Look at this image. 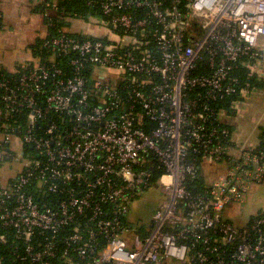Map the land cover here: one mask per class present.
Instances as JSON below:
<instances>
[{
	"label": "built area",
	"instance_id": "2783aa9c",
	"mask_svg": "<svg viewBox=\"0 0 264 264\" xmlns=\"http://www.w3.org/2000/svg\"><path fill=\"white\" fill-rule=\"evenodd\" d=\"M88 6L68 18L83 36L43 41L60 63L0 74V161L20 165L0 181L13 264H264V210L224 216L264 182V151L231 152L219 108L242 58L264 63V0ZM146 192L141 237L129 218Z\"/></svg>",
	"mask_w": 264,
	"mask_h": 264
},
{
	"label": "trees",
	"instance_id": "16d2710c",
	"mask_svg": "<svg viewBox=\"0 0 264 264\" xmlns=\"http://www.w3.org/2000/svg\"><path fill=\"white\" fill-rule=\"evenodd\" d=\"M38 1L35 4V11L43 15L42 16L43 22L45 26L47 27L48 35L44 39L35 40V42L29 46L32 52V56H33V60L31 61V63H28L26 66H23V67L19 66V68L14 73H8L5 70L0 68V74H3L5 76L17 77L23 70H25V68L31 67L37 64L38 62L49 63L51 61H55V62L60 63L59 56L51 55V53H49L47 49L42 47L43 41L47 38L56 36L57 34H59V31L67 27L69 25V22H68L69 17L79 16V17L87 18L88 17L87 14L90 12V6H88V2L90 0H38ZM54 4H55V7H53ZM68 34L79 36V37L83 36L81 35V32L68 33ZM258 63L261 64V69H263V72H264V63L258 60H249L245 57L242 58V61L236 66L235 74H234L238 80V83L236 84V93L233 94V96L225 99L223 102L219 103V108H224L226 115L228 116L231 115L232 110L230 109V106L233 102L241 100V97H244L246 94L255 92L258 88L264 89V76L261 75L262 73L258 74L251 69L252 65H257ZM0 107H2V104H0ZM224 124H226V127L230 130L232 134L231 125H229V123H226V122ZM2 130L3 129L1 127V119H0V132ZM229 146H230L231 152L233 150L236 152L237 149H239V147H236V145H234V142L232 141V137H231ZM245 149H251L253 152L264 151V130L261 136L258 137V143L253 147H248ZM8 162L9 161H0V165L3 163H8ZM202 177L203 176L200 175L198 176V178H196V180H194L191 183V185L188 184V186L194 192L202 190L208 183L206 182L207 179L205 177H204L205 179H203ZM12 179L13 177L7 179L6 181L10 182ZM151 187H152V184L149 186V188ZM141 197H139L138 200H140ZM138 200H136V202ZM148 207L151 209L150 205ZM260 213L261 212L257 214H260ZM129 219H130L129 221L130 225L133 228H135L136 233H138L141 237H145L148 235L149 232H148L146 224L148 223L150 217H148L147 219H143L139 215L135 214L134 210L132 209V213ZM1 232H6L10 236L12 235V232L10 230H6L5 228L0 226V233ZM13 261H14V258L12 255V247L10 246V243L0 244L1 264H13ZM23 264H28V263L25 262Z\"/></svg>",
	"mask_w": 264,
	"mask_h": 264
},
{
	"label": "crops",
	"instance_id": "0c3cea01",
	"mask_svg": "<svg viewBox=\"0 0 264 264\" xmlns=\"http://www.w3.org/2000/svg\"><path fill=\"white\" fill-rule=\"evenodd\" d=\"M37 1L0 0V68L8 73H14L19 66L31 63L33 56L29 46L48 35L43 15L35 11ZM73 21L70 19L69 25L63 30L67 33H79L86 27ZM261 75L264 76V72ZM250 136L240 143L232 129V141L236 147L245 149L255 146L258 143L256 134Z\"/></svg>",
	"mask_w": 264,
	"mask_h": 264
},
{
	"label": "rangeland",
	"instance_id": "374dc122",
	"mask_svg": "<svg viewBox=\"0 0 264 264\" xmlns=\"http://www.w3.org/2000/svg\"><path fill=\"white\" fill-rule=\"evenodd\" d=\"M251 69L261 74V64L252 65ZM264 89L258 88L255 92L246 94L241 100L233 102L230 106L232 113L230 116L224 115L223 119L231 125L234 136L238 141L244 142L246 138H250L251 134L256 137L261 136L264 130ZM20 169V165L16 162L11 164L3 163L0 165V181L5 182L10 176L16 174ZM215 173L209 175L206 179H211ZM205 179L204 177H202ZM154 194L148 192L142 195L134 206V213L143 219H147L151 215V209L148 207L153 200ZM264 210V182L253 186L245 196L242 208L231 214L224 215L228 217L235 225H245L251 216L256 215Z\"/></svg>",
	"mask_w": 264,
	"mask_h": 264
}]
</instances>
